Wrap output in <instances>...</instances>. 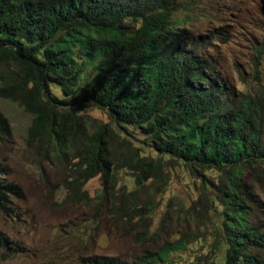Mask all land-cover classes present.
<instances>
[{
	"label": "trees",
	"instance_id": "trees-1",
	"mask_svg": "<svg viewBox=\"0 0 264 264\" xmlns=\"http://www.w3.org/2000/svg\"><path fill=\"white\" fill-rule=\"evenodd\" d=\"M193 2L0 0V98L30 116L27 147L63 167L67 202L149 229L151 207L130 203L144 186L159 188L177 164L199 181L198 209L217 223L211 264H264V224L252 221L258 200L244 178L264 171V88L235 92L206 54L218 37L180 34L172 13ZM255 54L264 55V38ZM86 67L93 77L79 91ZM89 108L107 122L89 119ZM128 128L145 147L131 142ZM9 136L0 113V141ZM120 171L131 174L129 193L119 192ZM6 173L0 163L1 213L21 197ZM96 176L101 188L90 198L83 186ZM134 237L155 244L158 234L154 228ZM188 240L163 242L131 261L93 255L85 264H165ZM8 244L0 236L4 255ZM186 264L207 262L197 256Z\"/></svg>",
	"mask_w": 264,
	"mask_h": 264
},
{
	"label": "rangeland",
	"instance_id": "rangeland-1",
	"mask_svg": "<svg viewBox=\"0 0 264 264\" xmlns=\"http://www.w3.org/2000/svg\"><path fill=\"white\" fill-rule=\"evenodd\" d=\"M172 17L181 20L183 37H218L206 47V54L235 92L255 93L264 88V55L255 56L264 38V0H194L189 9L176 10ZM92 77L91 67H86L79 91ZM52 92L61 97L57 89ZM0 113L10 127V136L0 141V163L7 171L4 179L18 186L21 193L19 198H10L6 213L0 212V236L10 248L4 250L5 255L0 248V264H85L86 257L93 255L131 261L145 250L153 251L156 245L182 236L189 239L186 248L171 253L165 264H186L197 256L207 264L213 263L217 223L198 209L202 193L199 181L188 178L180 165L172 166L159 188L144 186L130 203L151 207L149 229L144 223L141 228L128 227L122 221L106 218L104 209L99 217L90 206L67 202L62 187L67 178L63 167L51 157L43 159L34 154L25 143L30 116L16 103L3 98ZM83 113L89 119L107 122L106 116L94 108ZM128 132L134 145L145 147L142 135L131 128ZM261 140L264 145V132ZM206 175L211 180L217 177L212 171ZM257 177L244 175L258 200L253 206L252 221L264 224V171ZM118 187L120 193L132 191L131 174L118 172ZM100 188L98 176L83 186L90 198ZM154 228L158 234L155 244L135 240L136 232L151 233Z\"/></svg>",
	"mask_w": 264,
	"mask_h": 264
}]
</instances>
